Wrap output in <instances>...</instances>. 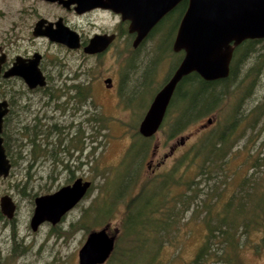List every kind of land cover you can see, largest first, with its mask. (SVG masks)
I'll use <instances>...</instances> for the list:
<instances>
[{"label":"rangeland","instance_id":"obj_1","mask_svg":"<svg viewBox=\"0 0 264 264\" xmlns=\"http://www.w3.org/2000/svg\"><path fill=\"white\" fill-rule=\"evenodd\" d=\"M40 16L49 20L63 17L79 33L124 29L110 47L97 76L114 74L115 61L111 56L120 54L119 66L115 68L120 101L127 106L128 102L133 103V107L130 111L125 106L114 108L108 92L97 79L92 81L90 75L84 115L87 138L79 143L71 140L73 128L55 133V112L49 105L47 108L41 105L37 93H29L19 79L13 78L5 84L0 78V100L10 96L15 101L1 132L10 170L6 177L0 176V197L9 195L15 208L10 218L0 211V264H77L78 250L87 235L84 223L78 218L87 207L94 217L90 222L97 225L92 229L109 225V232L116 236L115 249L104 264H188L205 233L207 204L220 211L231 198L235 201L241 191L250 192L247 181L264 183V39L238 47L241 55L236 61L234 55L228 82L206 89L188 106V123L181 135L169 138L170 126L172 131L183 123L181 120L172 124L171 115L153 137L143 138L138 132L140 121L180 56L170 54L169 43L157 46L160 39L155 32L135 50H130L124 24L110 14L82 18L55 3L0 0V48L10 59L15 54L33 51L43 54L41 69L46 75L54 76V58L61 56L70 62L71 56L45 39L32 38L31 26ZM163 29L162 35L173 37L171 22L167 21ZM165 53H169L168 59L162 60ZM68 73L65 70L64 75ZM223 92L225 96L217 102L207 97L212 93L221 96ZM175 106L177 111L185 107L181 99ZM208 118L217 119V126L201 127ZM228 124L233 129L224 158L212 164L204 161L203 152L209 141ZM181 137L183 145L164 159ZM156 145V155L152 157ZM150 160L156 170L154 176L147 166ZM160 161L163 163L156 167ZM171 174L187 181L186 188L183 183L177 186L185 188L183 202L175 204L170 221L166 218L159 224L141 226V216L148 210V194H143L135 208H128L127 204L132 200L134 204L148 178L157 177V181L162 178L167 183ZM77 177L91 182L88 194L59 223L45 222L33 231L29 222L34 197L52 192ZM96 200L94 210L92 203ZM146 228L154 229L155 234L149 235ZM244 238L240 251L243 264H264V227L242 236V242ZM160 243L161 249L157 248ZM156 248L160 249L158 253ZM208 264L224 263L213 259Z\"/></svg>","mask_w":264,"mask_h":264},{"label":"water","instance_id":"obj_2","mask_svg":"<svg viewBox=\"0 0 264 264\" xmlns=\"http://www.w3.org/2000/svg\"><path fill=\"white\" fill-rule=\"evenodd\" d=\"M56 1V0H49ZM68 6L77 3V11L94 7L109 8L129 20L130 31L141 39L179 0H58ZM40 18L33 28V35L47 36L50 40L69 47L79 45L78 34L62 23ZM45 25L44 29H41ZM113 35L96 34L86 48L90 53L104 50ZM264 39V0H188V7L180 20L173 41V51H183V57L165 85L156 93L140 121L138 132L152 136L162 124L177 84L185 76L196 73L205 81L223 80L230 75L233 52L245 40ZM0 54V72L4 62ZM40 54L24 59L16 56L5 76L19 75L32 87L42 84L43 75L38 67ZM6 101H0V176L6 177L10 163L5 154L1 137ZM91 182L77 177L58 190L38 195L34 199L31 226L36 229L44 221L57 222L88 191ZM3 213L12 217L14 202L7 194L0 197ZM115 238L107 228L89 232L78 250V264H102L114 249Z\"/></svg>","mask_w":264,"mask_h":264},{"label":"flooded vegetation","instance_id":"obj_3","mask_svg":"<svg viewBox=\"0 0 264 264\" xmlns=\"http://www.w3.org/2000/svg\"><path fill=\"white\" fill-rule=\"evenodd\" d=\"M47 3H55L59 6H61L65 11L69 12L70 14L74 15L75 17H87L90 18L91 15L94 14H98V13H106V14H110L114 17H117V22H121L124 24L125 27V31L127 32V36L129 41L126 42L127 45H131V49L130 50H135L138 46H140L145 40H147V38H149V36L155 32V34L158 35V41L159 43L157 44V46L162 47V46H167V44L169 43V46L171 48L172 54H177L180 56V59L177 63V65L175 66V68L171 71V73L166 76L164 78L163 83L161 84V86L156 90V93L165 85V83L169 80V78L171 77L172 73L174 72V70L176 69V67L178 66V64L180 63L182 57H183V51H173L172 49V45H173V41L174 38L176 36L177 33V29L180 23L181 18L183 17L185 11L187 10L188 7V0H179L157 23L156 25H154L147 33L146 35H144L141 39H139L138 41H136L137 38V32L136 31H130L129 29V20H124L121 17V14L116 13L114 11H112L109 8H103V7H94L91 8L89 10L83 11V12H79L77 11V3H70L68 6L64 5L63 3L59 2L58 0L56 1H49V0H41ZM40 18H45V17H38L34 24L31 26V36L34 39L37 38H42L47 40L49 43L51 44H55L56 46H58L60 49L64 50L66 53H68L71 56V60L70 62L66 61L63 57H58V58H54V76L52 75H46L43 70L41 69V60L42 58H44V55L40 54V58H39V63H38V67L43 75V82L42 84H36L35 86H30L25 79L22 76L19 75H8L5 76V72L12 66L16 56L20 55L22 56L24 59H28L30 57H32V55L37 52V51H33L31 53H26V54H15L11 59L8 58V56H6V53L3 51L2 48H0V54L1 52L4 53L5 57H4V62L2 63V67H1V72H0V78L3 82H5V84H8L10 80H12L13 78L15 79H19L23 86L27 89V91L29 93H37L39 96V101L41 103V105L44 108H47L48 105L50 106V109L53 110L55 112V116H53L56 121L54 123L53 129H55V133L58 131L61 134L63 133V130L65 129H69V128H73L75 130L74 136L71 137V140L74 139L75 141L79 142V143H84V141L87 138V135L84 131V124H85V117L84 115L86 114V109H87V104H88V84H89V76L91 75V79L92 81L97 79L99 81V85L100 87H102L104 89V91L108 92V97L112 100V106L114 108L120 109V107H124L126 109H130L133 107V103L128 102L129 106H127L126 104L123 105V103L120 101V86H119V81H117L118 78H116V74H115V68L117 66H119V61H120V54L112 55L111 57L114 59L113 61H115L114 66V74L108 73L105 76H97L98 74L101 73L102 71V61L104 62V59L107 58V53L110 49V47L112 46L113 43H115L119 37H120V31H123L124 29H121L120 27H117L116 29L112 30V31H102V30H94L91 33H79V31L66 23L65 19L63 17H57L53 20H49L47 18L48 21L53 23V27H55V22L61 18L62 19V23L64 25H66L67 27H69L71 30L75 31L78 34V42L79 45L77 47H69L65 44L59 43V42H55L50 40L47 36H35L33 35V28L35 26V23L40 19ZM167 21L171 22V31L173 33V37H170L168 35H162V33L164 32V25L167 24ZM45 25L42 26L41 29H44ZM121 29V30H120ZM96 34H108V35H113L112 40L110 41V43L108 44V46L102 50V51H97L95 53H90L89 51H87V47L90 43V39L96 35ZM164 41V42H163ZM245 40L242 43H240L238 46L235 47V49L237 47H239L241 44H245L247 43ZM234 49V51H235ZM175 52V53H173ZM168 54L165 53V56H163L161 59L162 60H167L168 59ZM77 56V57H75ZM167 56V57H166ZM173 56V55H172ZM92 60L91 65L89 64V60ZM65 70H67L69 73L65 74ZM119 73V72H117ZM119 77V76H118ZM226 79V78H225ZM52 80V82L50 81ZM175 91V90H174ZM156 93L153 95L151 101L148 104H151L154 96L156 95ZM225 92H223L221 94V96H214V100L216 101L218 99H220L222 96H225L224 94ZM173 96V95H172ZM0 101H6L7 105V111L3 117V127H2V131L4 129L5 124H7V120L9 115L12 113V109H13V104L15 101H13L11 99L10 96H7L6 98L1 99ZM171 101V100H170ZM122 104V105H121ZM170 104V103H169ZM169 106V105H168ZM236 105L234 104V107ZM148 107L146 108V110L148 109ZM143 118V117H142ZM165 118V117H164ZM115 119V118H114ZM117 121V119H115ZM142 120V119H141ZM119 121V120H118ZM219 121H217V119L215 120L214 118H208L207 119V124L201 125V127H204L206 125H215L217 126ZM164 120L162 122V124L160 125L159 129L152 135L149 137H144L143 138H151L153 137L163 126ZM213 125V126H214ZM218 132V131H217ZM183 132L177 133L174 136H169L170 139L176 138L178 135H181ZM140 136V137H141ZM184 142V138H180V140L176 141V143L170 147V151L169 153L165 154L163 157L164 159L169 158L173 155V153H175L176 150H178V148L180 146L183 145ZM156 151H157V145L154 146L153 151H152V157L156 155ZM163 162H157L156 163V167L160 166ZM148 168L151 169L150 172H152V176H154L155 174V169L152 168V160H150V162L147 164ZM82 178V177H81ZM76 179V178H75ZM83 180H85L83 178ZM74 181V179H73ZM73 181H69L67 184L72 183ZM65 184V185H67ZM64 186V185H62ZM60 186V187H62ZM59 187V188H60ZM91 187V186H90ZM59 188H56L55 190H53L52 192L58 190ZM90 188L88 189V191L85 193V195L74 205V206H78V204L80 203L81 200H83V198L88 194ZM51 193V192H49ZM47 194V193H46ZM42 195V194H39ZM38 196V195H37ZM36 197V196H35ZM34 197V199H35ZM97 201L92 203V209L95 210V203ZM15 205V204H14ZM73 206V207H74ZM34 207H35V203H34ZM72 207V208H73ZM15 208V207H14ZM72 208L68 209L61 217L60 219L55 222L52 223L50 221H44L41 224L45 223V222H49L51 225H56L57 223L60 222V220L63 218V216H65V214L70 211ZM0 211L1 213H3V210L0 206ZM14 211V210H13ZM99 210H96V213H98ZM33 213H34V209H33ZM32 213V215H33ZM4 214V213H3ZM13 215V214H12ZM32 217V216H31ZM10 218V217H8ZM94 217L91 216V211L88 210V207L84 209V211L81 213V217L78 219H81V221L87 225L88 224V220H92ZM30 227L33 231H36L39 226L41 224H39L37 226L36 229H33L31 226V218H30ZM72 226H75V224H72ZM103 227L107 228V232L110 236H114L115 238V243H116V236L115 234H111L109 232V225H104L100 228H96V229H91L86 230L87 235L89 234V232L93 231V230H99ZM87 235L85 237V240L87 238ZM84 240V242H85ZM83 242V243H84ZM114 249H115V244H114ZM113 249V251H114ZM112 251V253H113ZM112 253L110 254V256L112 255ZM110 256L107 258L109 259ZM77 258H78V253H77ZM107 260L104 262L106 263ZM102 263V264H104ZM77 264H78V259H77Z\"/></svg>","mask_w":264,"mask_h":264},{"label":"trees","instance_id":"obj_4","mask_svg":"<svg viewBox=\"0 0 264 264\" xmlns=\"http://www.w3.org/2000/svg\"><path fill=\"white\" fill-rule=\"evenodd\" d=\"M246 42L249 44L253 41L248 40ZM239 51L240 48L237 47L233 52V58L235 55V60L233 58L232 60L236 61L238 56L241 55ZM233 67L234 65H232L231 62L230 74L232 73ZM221 82H228V78L217 81H205L198 74L191 73L181 79L171 98L165 114L164 123H166L167 118L171 115H173L172 124H175V122L178 123L181 120L183 123L179 127L172 129V131L171 125L170 136L183 132L188 123L187 115L190 110L188 106L196 101L197 96L199 97L206 89L214 87ZM197 85L200 87V90H196L198 87ZM212 94L207 97L211 96V98H214ZM179 99L182 100L185 107L177 111L175 103ZM184 112L186 113L184 114ZM230 124L232 125L231 122ZM232 126L234 127V125ZM232 126H229V124L223 125L221 129L218 130L216 136L209 141L203 152L204 161H209V163L212 164V162L218 163L224 158L228 151L226 142L230 139L233 129ZM171 175L167 183H165L162 178L160 181H157V177H155V180L153 178H148V181L141 185L138 191L140 194L134 199V204L132 202L133 200L131 203L127 204L128 208H135L140 205V199H142L141 197L143 194H148L146 201L148 210L141 216V226H145L147 223L159 224L161 223L160 221L166 218L170 221L169 218L173 215L175 204L183 202L184 190L186 188L185 182L187 181L180 178V175L177 177H174V174ZM180 183H183L181 185L185 188L177 187L180 186ZM246 186H249L250 192L246 193V191H241L235 201H232L233 198H231V201L229 203L227 202L226 206L220 211L213 210V205L207 204L204 215L205 233L195 255L189 260L190 262L188 264H208V262L213 261V259L224 264H243L240 251L246 238H244L242 242V236L264 227V183L261 184L260 181L257 182V180L254 182L247 181ZM240 206H243L244 209L242 210ZM90 221L91 220H88L87 225L83 224V227L89 231L92 229V226H97ZM145 231L151 236L155 234L154 229L148 230L146 228ZM158 240L161 241V237H159ZM161 247L162 245L160 243L157 248L161 249ZM157 248L155 252L158 253L160 249L157 250Z\"/></svg>","mask_w":264,"mask_h":264}]
</instances>
